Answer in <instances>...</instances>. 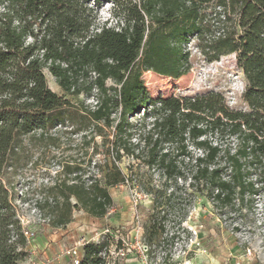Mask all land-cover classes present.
Returning a JSON list of instances; mask_svg holds the SVG:
<instances>
[{
	"label": "trees",
	"instance_id": "16d2710c",
	"mask_svg": "<svg viewBox=\"0 0 264 264\" xmlns=\"http://www.w3.org/2000/svg\"><path fill=\"white\" fill-rule=\"evenodd\" d=\"M105 2L109 24L97 17ZM191 41L208 62L236 55L246 110L231 108L216 91L149 97L143 72L180 78ZM44 70L64 94L94 104L71 109ZM88 122L90 139L107 143L105 160L95 163L101 175L61 165L35 203L53 228L72 222L75 211L108 216L115 209L108 187L127 182L152 198L143 240L155 259L183 193L220 208L256 195L249 175L264 174V0H0V264L29 257L18 212L26 193L11 175L25 160V140L54 141L58 126L83 131ZM146 172H157L159 182L140 176ZM109 242L84 243L78 264H102Z\"/></svg>",
	"mask_w": 264,
	"mask_h": 264
},
{
	"label": "rangeland",
	"instance_id": "374dc122",
	"mask_svg": "<svg viewBox=\"0 0 264 264\" xmlns=\"http://www.w3.org/2000/svg\"><path fill=\"white\" fill-rule=\"evenodd\" d=\"M97 17L100 23L109 24L111 3H103L97 11ZM187 50L189 69L180 78L163 77L152 71L143 72L142 78L149 97L191 96L216 91L224 95L231 108L246 110L247 106L242 98L245 79L237 66L236 55L229 54L217 61L208 62L197 49L195 41L187 45ZM44 74L49 88L69 99L74 111L82 112L94 104V99L84 95L64 94L47 70H44ZM108 84L112 82L109 81ZM140 115L141 113L134 117L133 123L138 124ZM85 127L86 130L77 131L73 125L66 123L51 132L55 133L54 141L37 138L25 140V160L11 175H17L18 191L26 193L27 200L18 204V212L25 229L34 234L28 239L27 248L37 239L49 234H62V250L78 246L81 253L83 244L87 242L109 239V244L114 245L120 239H127L129 242L138 238L143 240L152 198L127 182L108 187L115 201V209L100 219L75 211L73 217L76 220L73 218L71 226L68 223L64 227L53 228L36 208V200L43 195L45 187L52 183L61 165L81 167L84 177L101 175L97 164L105 160L107 143L102 144L100 137H95L94 141L90 139V122ZM127 165L128 159L124 158L120 166L126 171ZM140 171L144 172L142 168ZM150 173L140 176L151 178L154 183L159 182V174ZM72 177L67 176L69 181ZM249 178L259 187V191L256 195L246 194L244 202L239 205L220 208L199 193H183L178 200L180 204L167 217L161 243L153 248L156 258L151 261L169 263L173 259H188L202 252L226 259L231 257L230 253L243 255L249 248L250 258L256 264H264V174L249 175ZM129 253L137 252L130 247ZM30 255L29 253V257L21 264H32Z\"/></svg>",
	"mask_w": 264,
	"mask_h": 264
},
{
	"label": "crops",
	"instance_id": "0c3cea01",
	"mask_svg": "<svg viewBox=\"0 0 264 264\" xmlns=\"http://www.w3.org/2000/svg\"><path fill=\"white\" fill-rule=\"evenodd\" d=\"M74 220H76V218ZM71 223H69L68 225L71 226ZM61 231L62 230H60V232ZM64 232H67V230ZM60 237H62V234H49V235H45L42 238L37 239V241L32 243L27 248L29 253L31 254L30 259L32 264H70L69 258L62 256L61 254L62 242L60 240ZM40 252H41V256H40ZM38 256H40V258ZM230 256H231L230 258L227 257L225 259V258H219L212 253L202 252L188 257V260L190 264H230L241 255H238L237 253L236 254L230 253ZM184 260L185 258H181V259L176 258L173 259L172 262L166 264H182ZM120 264H140V263L135 253H129ZM243 264H256V263L255 261H253L252 258H249V259H245Z\"/></svg>",
	"mask_w": 264,
	"mask_h": 264
},
{
	"label": "built area",
	"instance_id": "2783aa9c",
	"mask_svg": "<svg viewBox=\"0 0 264 264\" xmlns=\"http://www.w3.org/2000/svg\"><path fill=\"white\" fill-rule=\"evenodd\" d=\"M25 235L28 239H31L34 234L25 231ZM130 247L136 249V255L140 264H166L165 262H152L149 256V247L147 244L138 238L133 242H129L127 239H120V241H115V244H109L102 252L101 256L103 258L102 264H120L130 252ZM62 256L69 258L70 264H78L81 258V250L78 246H73L61 251ZM251 255V250L246 249L245 253L235 259L230 264H243L245 259H249ZM182 264H190L188 259H185Z\"/></svg>",
	"mask_w": 264,
	"mask_h": 264
}]
</instances>
